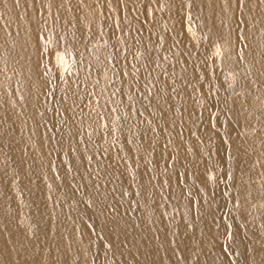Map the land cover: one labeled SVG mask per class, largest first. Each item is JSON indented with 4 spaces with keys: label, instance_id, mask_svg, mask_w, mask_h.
<instances>
[{
    "label": "bare ground",
    "instance_id": "6f19581e",
    "mask_svg": "<svg viewBox=\"0 0 264 264\" xmlns=\"http://www.w3.org/2000/svg\"><path fill=\"white\" fill-rule=\"evenodd\" d=\"M0 264H264V0H0Z\"/></svg>",
    "mask_w": 264,
    "mask_h": 264
}]
</instances>
